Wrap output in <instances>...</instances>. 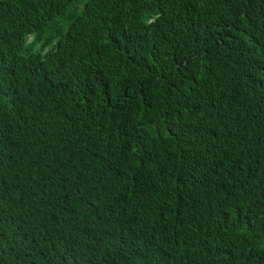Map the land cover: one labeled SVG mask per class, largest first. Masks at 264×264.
Returning a JSON list of instances; mask_svg holds the SVG:
<instances>
[{"label": "trees", "instance_id": "16d2710c", "mask_svg": "<svg viewBox=\"0 0 264 264\" xmlns=\"http://www.w3.org/2000/svg\"><path fill=\"white\" fill-rule=\"evenodd\" d=\"M0 264H264V0H0Z\"/></svg>", "mask_w": 264, "mask_h": 264}]
</instances>
